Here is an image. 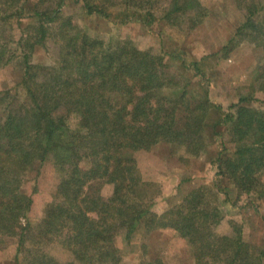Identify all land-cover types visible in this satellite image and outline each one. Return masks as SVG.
Masks as SVG:
<instances>
[{"label": "trees", "instance_id": "trees-1", "mask_svg": "<svg viewBox=\"0 0 264 264\" xmlns=\"http://www.w3.org/2000/svg\"><path fill=\"white\" fill-rule=\"evenodd\" d=\"M66 1L81 5L87 15L120 21L137 17L145 24L162 20L175 27L188 21L193 28L207 14L195 0H0V68L17 58L8 48L12 19L22 45L21 80L14 93L0 91V103L24 94L16 108L7 102L0 118V251L14 246L15 264H120L119 232L129 239L142 225L146 231L180 234L193 264H264V248L245 238L242 223L220 212L213 186L192 187L177 203L155 211L152 197L141 193L145 183L136 158L161 144L179 145L182 158L201 156L206 121L216 113L213 132L227 136L212 161L216 175L238 195L264 197V109L249 106L256 92L264 93V15H256L262 7L236 0L246 16L221 51L227 57L245 40L261 48L263 61L252 90L223 110L207 88H191L184 72L167 62L171 54L88 34L74 16L63 14ZM48 41L55 61L44 68L31 60ZM61 109L77 114L75 127L56 115ZM47 159L60 178L32 224V198L22 186L34 164ZM223 223L220 232L216 228ZM54 246L72 259L58 261L48 252ZM140 264L168 263L145 257Z\"/></svg>", "mask_w": 264, "mask_h": 264}, {"label": "rangeland", "instance_id": "rangeland-1", "mask_svg": "<svg viewBox=\"0 0 264 264\" xmlns=\"http://www.w3.org/2000/svg\"><path fill=\"white\" fill-rule=\"evenodd\" d=\"M195 1L205 8L207 14L203 21L193 28L188 21H180L177 25L179 27H175L166 25L162 20L145 24L137 17L120 21L114 17L87 15L81 5L72 1L64 3L62 12L64 15L74 16L88 34L101 36L106 42L110 38L112 41H124L154 54H171L166 56L167 62L184 72L183 76L188 79L191 88L196 91L207 88L210 100L226 110L230 104L237 102L241 94L252 90L249 86L253 83L256 68L262 64L263 53L261 48L242 40L224 57L221 48L232 38L237 26L244 21L245 10L237 5L236 0ZM243 3L255 4L259 9L262 7L256 15H264V0H246ZM26 23L25 20L21 24ZM6 25L12 28L8 48L15 52L17 58L13 61L14 64L0 68V91L9 88L14 93L17 82L21 80L22 45L15 19ZM54 52L51 41H48L45 47L36 49L31 61L48 68L54 64ZM188 65L189 70L184 71L182 66ZM44 71L45 69L42 73ZM197 83L201 85L198 86ZM254 96L256 100L250 102L249 106L264 109V93L256 92ZM23 98L21 91L11 102L7 99L0 103V118L5 116L7 102H10L9 108H16ZM56 115L64 117L71 127L77 125L78 116L74 112L67 113L61 109ZM216 118L217 114L212 113L206 121V151L199 157L182 158L180 146L169 144H161L152 150L137 154L139 173L145 183L141 193L152 197V207L160 213L177 203L190 188L202 184L213 186L216 206L220 212L226 219L242 223L245 238L251 244L264 248V197L255 192L238 195L231 183L216 175V164L212 161L217 157L222 143L227 142L223 126L217 128L223 132L222 135L218 136L213 132L212 124ZM36 166L38 165L34 164L33 169L28 172L22 186V191L32 198L28 213V220L32 224L41 218L60 178V171L52 160L47 159L42 165ZM261 178H264V172ZM108 190L110 191V188L107 187L105 192ZM223 228L224 223L216 229L222 232ZM116 244L121 254L120 264H140L145 257H158L168 264H193L186 239L173 230L157 228L146 231L141 225L129 239L126 238L125 231L121 230ZM48 252L61 262L72 259L71 256L64 258V250L58 246L49 248ZM14 256V246L0 251V264H15Z\"/></svg>", "mask_w": 264, "mask_h": 264}]
</instances>
